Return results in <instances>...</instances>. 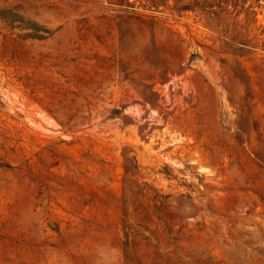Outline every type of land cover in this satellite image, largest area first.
I'll use <instances>...</instances> for the list:
<instances>
[{"label":"rangeland","instance_id":"1","mask_svg":"<svg viewBox=\"0 0 264 264\" xmlns=\"http://www.w3.org/2000/svg\"><path fill=\"white\" fill-rule=\"evenodd\" d=\"M0 264H264V0H0Z\"/></svg>","mask_w":264,"mask_h":264}]
</instances>
